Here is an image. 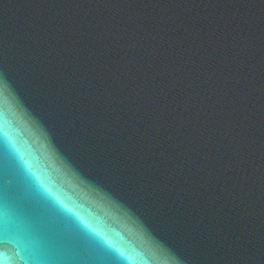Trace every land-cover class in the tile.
Here are the masks:
<instances>
[{
	"label": "water",
	"instance_id": "obj_1",
	"mask_svg": "<svg viewBox=\"0 0 264 264\" xmlns=\"http://www.w3.org/2000/svg\"><path fill=\"white\" fill-rule=\"evenodd\" d=\"M0 259L264 264V0H0Z\"/></svg>",
	"mask_w": 264,
	"mask_h": 264
},
{
	"label": "snow or ice",
	"instance_id": "obj_2",
	"mask_svg": "<svg viewBox=\"0 0 264 264\" xmlns=\"http://www.w3.org/2000/svg\"><path fill=\"white\" fill-rule=\"evenodd\" d=\"M0 264H6V262L3 259H0Z\"/></svg>",
	"mask_w": 264,
	"mask_h": 264
}]
</instances>
